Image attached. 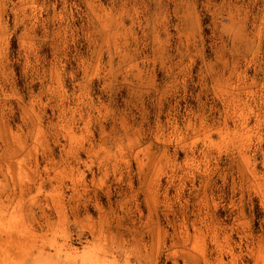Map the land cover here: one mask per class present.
Segmentation results:
<instances>
[{
  "label": "rangeland",
  "instance_id": "1",
  "mask_svg": "<svg viewBox=\"0 0 264 264\" xmlns=\"http://www.w3.org/2000/svg\"><path fill=\"white\" fill-rule=\"evenodd\" d=\"M0 264H264V0H0Z\"/></svg>",
  "mask_w": 264,
  "mask_h": 264
}]
</instances>
